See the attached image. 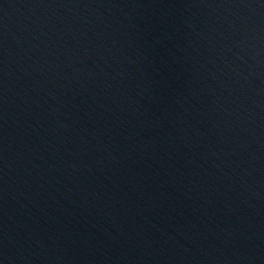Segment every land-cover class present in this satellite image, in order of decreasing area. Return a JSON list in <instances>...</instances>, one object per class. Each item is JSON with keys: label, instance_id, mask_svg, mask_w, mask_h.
<instances>
[{"label": "water", "instance_id": "1", "mask_svg": "<svg viewBox=\"0 0 264 264\" xmlns=\"http://www.w3.org/2000/svg\"><path fill=\"white\" fill-rule=\"evenodd\" d=\"M0 264H264V0H0Z\"/></svg>", "mask_w": 264, "mask_h": 264}]
</instances>
